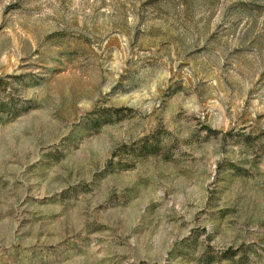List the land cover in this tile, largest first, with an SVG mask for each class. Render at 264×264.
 <instances>
[{
	"label": "rangeland",
	"instance_id": "rangeland-1",
	"mask_svg": "<svg viewBox=\"0 0 264 264\" xmlns=\"http://www.w3.org/2000/svg\"><path fill=\"white\" fill-rule=\"evenodd\" d=\"M0 264H264V0H0Z\"/></svg>",
	"mask_w": 264,
	"mask_h": 264
}]
</instances>
